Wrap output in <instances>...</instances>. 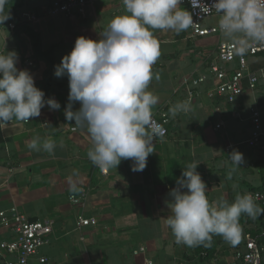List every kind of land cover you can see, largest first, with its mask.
Listing matches in <instances>:
<instances>
[{"label": "clouds", "instance_id": "obj_1", "mask_svg": "<svg viewBox=\"0 0 264 264\" xmlns=\"http://www.w3.org/2000/svg\"><path fill=\"white\" fill-rule=\"evenodd\" d=\"M182 3L183 0H122L125 14L111 19L100 39L78 36L70 53L55 66L54 75H67L69 81L65 119L86 127L92 141L88 159L102 171L117 168L122 160H131V170L142 172L148 156L155 151L154 139L163 135L162 127L152 118L159 97L149 89L154 77L151 69L161 55L152 30L179 34L191 27L192 13L181 7ZM7 4L8 0H0V24L10 18ZM201 4L197 0L193 7L201 8ZM201 9L219 14V30L233 44L236 55H244L253 43L264 44V0H213L210 7L204 5ZM18 59V53L6 50L4 45L0 53V125L13 118L27 122L39 117L45 106L50 110L61 107L54 98H45V92L36 86L27 69L17 68ZM155 79L159 80L158 73ZM75 102L80 107L73 111ZM188 111L190 105L183 101L169 108L173 118ZM55 146L51 139L42 143L33 139L27 145L30 150L50 154ZM229 158L236 167L245 162L237 149ZM199 163L183 168L177 187L170 190L168 206L172 215L166 218V224L177 244L210 247L213 236L219 235L235 245L240 237L241 215L255 219L264 214V208L248 193L238 194L233 202L223 197L209 201L206 183L196 171ZM228 175L230 178L231 172ZM71 190L80 189L72 184Z\"/></svg>", "mask_w": 264, "mask_h": 264}, {"label": "crops", "instance_id": "obj_2", "mask_svg": "<svg viewBox=\"0 0 264 264\" xmlns=\"http://www.w3.org/2000/svg\"><path fill=\"white\" fill-rule=\"evenodd\" d=\"M95 13L94 5L88 9L85 17L64 16L67 27L63 29L62 23L58 29L63 37L67 41L71 40L72 43H75L76 38L81 35L93 40L100 39L102 33L93 25L77 23L78 20L88 18L97 22ZM25 15L27 14L20 16L21 21H28ZM50 17L52 16H48ZM51 20L55 21L54 19L41 21L38 29L45 30L47 26L44 23ZM59 21L61 22L60 19ZM8 29L11 33H7L6 30L0 33V41L4 38V44L0 45V53L4 52V45L8 51L15 50L19 57L17 68L27 69L33 75L36 86L45 92V98H54L61 107L59 110H50L45 106L41 109L39 117L31 118L27 122L13 118L12 122L0 125V209L14 206L27 218H49L53 220V225L57 220L63 224L72 217L76 224L78 215L94 217L96 223L91 225L101 222L106 225L116 221L115 224L120 225L121 231L124 230V224L127 222L136 223L141 214L145 217L153 216V213L147 211L149 206L156 207L155 216L159 214L167 218V215H172L171 211L167 212L164 205L166 201L171 200L170 190L177 187V178L181 176L183 168H186L189 163L200 162L196 171L200 173L205 183L207 181L205 176L219 175L217 166L221 155L215 143L218 132L225 131L214 113L224 108L228 109L229 105L234 107L232 111H236L237 106H231L217 97L213 99L207 95V92L205 98H197V96L189 98L188 87L183 80L193 74L183 72L181 76L177 72L184 67L180 64L185 55L191 59L190 50L186 48L178 51L168 47L172 42L182 40L183 31L179 34L172 31L169 37L161 35V39L158 40L161 55L152 65L154 77L149 89L159 97L158 103L153 106L152 115L160 116L163 112L167 114V134L154 139L155 151L148 156L146 168L142 172H133L131 160H122L117 168L112 167L104 171L95 166L87 156L92 141L86 127H79L74 124V121L65 119L64 109L67 106L69 94L68 77L67 75L56 77L55 69L51 76H48L51 62L44 51H52L56 66L73 47H69L68 51L65 49L60 51L55 47L58 43H52L49 49L44 50L43 38L40 37L38 30L34 32L39 36L43 57L40 58L37 51L34 52L35 55L27 57L21 54L19 40L15 38L16 32L22 27ZM9 39H11L10 44ZM24 42H27L26 36ZM28 46L30 47L29 44ZM31 47L33 50L34 47ZM204 62L205 60L200 61L198 66L205 65ZM157 73L159 80L155 79ZM202 74L206 75V73ZM182 101L190 105V111L180 112L174 118L171 117L169 108ZM79 107V102H75L73 111L78 110ZM217 123H221V127L215 128ZM33 139H38L41 143L45 139L53 140L56 145L53 153L30 150L27 145ZM214 181H212L213 184H218ZM212 182L209 181L208 184L211 185ZM72 184H76L80 190L73 192ZM211 187L207 186L206 192ZM82 191L85 192V198L81 203L75 204L69 199L70 195L79 196ZM206 194L208 196V193ZM227 196L230 197V195ZM39 206L42 208L41 213L36 211ZM142 206L144 209H139ZM161 206L164 208L163 211L159 208ZM86 226L90 225L75 226V228L79 229L80 233L91 242H95L94 231L84 229L83 227ZM61 229L64 228L61 227ZM113 229L111 227V230ZM52 233L56 236L55 227ZM161 236L164 238L163 235ZM143 253L139 251L137 254L140 256ZM147 258L160 263L158 258L157 260L152 257Z\"/></svg>", "mask_w": 264, "mask_h": 264}, {"label": "rangeland", "instance_id": "obj_3", "mask_svg": "<svg viewBox=\"0 0 264 264\" xmlns=\"http://www.w3.org/2000/svg\"><path fill=\"white\" fill-rule=\"evenodd\" d=\"M9 2L10 5L12 4L16 6L15 12L17 16H19V19L23 14H27L25 16L28 18V21H26L28 24H26V26L17 31L15 34V38L19 40L18 42L20 43L19 47L22 55L27 57H30V55H35L34 52H36V49L35 45H33L35 43V39H33L29 33L32 30L38 31L40 22L49 19H54L55 21L52 22L51 20L45 22L44 24L47 26L45 27V30H42L43 32L39 30L40 37L43 38L42 48L45 50V48L51 46L52 43H58L57 45L55 44V47L60 51L61 49L68 51L69 47H74L75 43H72L71 40L67 41L66 38L63 37L62 32H60L58 29L62 23L63 29L64 27H67V21L64 20V16L57 15V17L52 16L48 18L47 15H44L45 12L43 5L45 4V0H9ZM95 6L97 22L93 20L91 21V19L88 18L84 20H78L77 23L91 24L98 31L103 33L111 19H113L115 16L125 14L122 0H102L96 3ZM181 7L185 8L184 5H181ZM41 14L44 16L42 17ZM32 15L35 16L34 20H31L30 18ZM76 16L79 15L76 14ZM9 19H14L15 22L17 21L14 12L10 11ZM218 20L219 15H213L204 18L202 23L205 27L219 26ZM4 30H6L7 33H11L8 29L6 21L4 24H0V33H2ZM152 31L158 40L161 39V35L162 37H169L172 33L171 30L162 31L159 29H153ZM183 33V38H181L182 40L174 41L168 45V47H173L178 51L184 50L186 48L187 50H190L189 53L191 59L188 57V55H185L184 60L180 64L181 67L182 65L184 67L180 68V70L177 72L178 75H181L183 72L190 73L195 76L206 73L208 78H210L208 67L205 65L198 66V64L202 60H216L217 42L229 40L225 38L222 33L210 34L203 37L189 36L191 35L189 29L183 31ZM25 36L27 42H24ZM10 40L11 39H9V44L11 43ZM3 44L4 38L0 41V45ZM27 44H29L30 47H27ZM31 46L34 47L33 50L35 49V51L32 50ZM70 51H68L67 54L70 53ZM41 54L39 55L40 58L43 57ZM254 60H256V58L248 57L249 63L253 62ZM208 87L209 89L213 88V85L208 82H204L201 87L194 88V96H197V98H205L206 92L209 90ZM254 92L256 95L264 94V84L258 83L254 89ZM249 95L244 99L243 103L245 107L239 109L240 119L236 117L235 111H232L234 108L232 105L231 106L233 108L229 105L228 109L223 107L224 110H221L218 113L213 112L215 117L221 121L223 130L225 132H218L217 141L215 143L218 146V153L221 155V157H219L217 166L219 169V175H211L209 177L205 176V180H207L206 186H212L206 192L208 193L209 201H214L223 197L224 199L231 202V200L237 196L240 190L245 193L249 190L250 186H257L261 183L258 167L253 165V160L257 158L264 160V148L259 146L251 147L247 144L251 131L250 122L247 119L248 109L249 106L254 104V101L251 98L252 94ZM227 146H229V148H227ZM234 149L239 150L244 155L245 162L240 167L234 166L229 158V154ZM212 150L213 148L211 147V151ZM234 167L235 171H232ZM221 168H223V170H220ZM229 172H231L230 178L228 175ZM214 180L218 184H213L212 181ZM209 181L212 182L211 185L208 184ZM227 195H230V197ZM168 203L169 201H166L164 208L169 213L171 209L169 208ZM159 208H162V211L164 209L163 206ZM41 209L42 208L39 206L36 211L41 213ZM139 209L142 210L144 207L142 206ZM147 211L153 213V216L145 217L144 214H141L138 216L136 223L130 224L127 222L124 224V230L121 231L120 225L115 224L116 221L115 223H108L106 225L101 224V222L97 223L96 225L83 227L84 229L94 231L96 237L95 242H91L90 239L80 233L79 229L75 228L76 224L73 222V217L71 219H67L68 221L66 222L64 221L65 223L63 224L59 223L57 220L55 225H53V228L55 227L56 236H53L52 233L50 236V242L40 247L39 253L43 254L47 258L45 264H50V262H52L51 264H141L144 260V257H152L156 260L158 258L160 261H165V264H174L175 259L177 257L180 258L181 253L187 251L188 246L177 244L175 242V237L172 234L170 227L166 224V216H160L159 214L155 216L157 211L155 206H149ZM49 216L52 217V215ZM98 219L102 220V218ZM70 220H72V222H70ZM61 227L64 229H61ZM111 227L114 229L111 230ZM0 228H2L1 225ZM103 228L109 229L102 230ZM240 228V233H242L243 227L240 226ZM65 231H67V233ZM161 235H163L164 238ZM13 237L14 234L12 230H0V241H3L4 239L9 240ZM227 244L230 243L224 240V242L218 247V264H229L233 259L232 250L222 248L223 245L227 246ZM139 251L144 252V255L142 254L143 256H138L139 254L137 253Z\"/></svg>", "mask_w": 264, "mask_h": 264}, {"label": "built area", "instance_id": "obj_4", "mask_svg": "<svg viewBox=\"0 0 264 264\" xmlns=\"http://www.w3.org/2000/svg\"><path fill=\"white\" fill-rule=\"evenodd\" d=\"M102 0H45L44 15L47 16H75L78 14L85 17L87 9L93 7ZM197 0H183L182 5L192 13L193 25L189 27L191 34L203 37L210 34L221 33L219 26L205 27L203 19L213 15H219L214 10L202 11L204 5L211 6L213 0H200V7H193ZM204 4V5H203ZM31 20L35 16L30 17ZM8 28L14 29L13 22L7 23ZM233 44L230 41H218L216 45V60H210L208 71L210 78L206 74L197 76L189 75L184 78L183 83L187 84L188 96L195 95L194 88L204 82L213 85L207 91V95L214 99L217 97L224 102L237 106L236 117L240 119L239 109L245 107L244 99L252 94L254 104L249 106L247 119L250 122V135L247 144L251 147L264 148V94L256 95L254 89L258 83L264 84V44L253 43L244 55H236L233 51ZM248 57L256 58L253 62H248ZM250 96V95H249ZM153 121L163 129V137L167 134L168 117L165 112L160 116L152 115ZM12 122V121H11ZM5 125V124H3ZM221 127L217 123L215 128ZM75 129V128H73ZM229 148V146H227ZM245 193L251 194L257 203H264V191L250 190ZM85 198L82 191L79 196L70 195V200L81 203ZM94 217H84L78 215L76 226L95 224ZM0 225L5 231L12 230L14 237L0 241V264H45L47 258L39 253L40 247L50 242L53 231V220L42 218L29 220L18 209L11 206L0 209ZM264 246L257 243L256 238L246 235L243 246L235 248L233 259L230 264H262ZM141 264H159L152 259H144Z\"/></svg>", "mask_w": 264, "mask_h": 264}, {"label": "trees", "instance_id": "obj_5", "mask_svg": "<svg viewBox=\"0 0 264 264\" xmlns=\"http://www.w3.org/2000/svg\"><path fill=\"white\" fill-rule=\"evenodd\" d=\"M8 0V4L6 7H9V12H14L15 18H17V21L15 22L14 19H8L6 22H12L15 24V28H18L21 26L22 28L27 24L26 21H20L19 16H17L15 12V5H10ZM14 28V29H15ZM33 39H35V49L38 54L43 53L40 48V41L39 36L37 33H35L33 30L29 33ZM46 54L48 60L51 62V68L48 71V76L50 77L55 69V62L52 58V51L47 50L44 52ZM210 60H205L204 64L205 66H208ZM253 165L258 167L259 173H260V181L261 183L257 186H250L249 190H261L264 191V160L262 159H255L253 160ZM238 194H244L242 190L239 191ZM237 194V195H238ZM235 198L231 200L233 202ZM258 206L261 208H264V203H257ZM240 226L243 227V232L240 233V237L238 242L235 245L227 244V246H222L224 249L232 250L234 252L235 248L243 246V240L246 235L251 236L253 238H256V241L258 244L264 246V214H261L257 216L255 219H252L251 217H248L246 214H242L240 217ZM224 242V239L219 235H214L212 238V244L210 247H204V246H195V247H187V251H184L181 253L180 258H176L174 264H218V255L217 250L218 247ZM263 254V263H264V251ZM160 263H164L165 261H159ZM221 264V263H219ZM230 264V263H229Z\"/></svg>", "mask_w": 264, "mask_h": 264}, {"label": "water", "instance_id": "obj_6", "mask_svg": "<svg viewBox=\"0 0 264 264\" xmlns=\"http://www.w3.org/2000/svg\"><path fill=\"white\" fill-rule=\"evenodd\" d=\"M35 219H36L35 217L29 218V220H35Z\"/></svg>", "mask_w": 264, "mask_h": 264}]
</instances>
